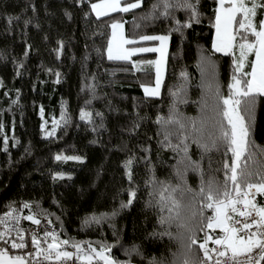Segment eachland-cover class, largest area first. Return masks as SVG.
Here are the masks:
<instances>
[{"label":"trees","instance_id":"trees-1","mask_svg":"<svg viewBox=\"0 0 264 264\" xmlns=\"http://www.w3.org/2000/svg\"><path fill=\"white\" fill-rule=\"evenodd\" d=\"M100 1L0 0V212L29 205L60 227L69 242L65 248L79 245L83 258L87 253L101 260L96 253L103 252L121 264H149L154 258L179 264V243L154 235L162 231L160 213L148 203L153 173L176 182L178 157L161 143L173 126L157 121L169 117L182 71L188 73V102L176 107L184 117L201 115L206 60L228 95L235 59L213 46L219 0H189L199 22L181 6L183 0H142L132 11L99 18L92 4ZM263 19L259 8L254 22ZM113 24H123L126 37L136 41L129 47L159 45L141 40L145 35L169 37L158 97L143 89L155 85L156 71L148 62L156 53L108 58ZM254 59L253 54L249 61ZM250 133L256 160L264 163V98L257 102ZM190 153L199 159L195 145ZM129 160L134 183L125 166ZM217 178L224 179L223 173ZM188 183L196 188L199 176L189 173ZM109 245L110 251L102 247Z\"/></svg>","mask_w":264,"mask_h":264},{"label":"snow or ice","instance_id":"snow-or-ice-1","mask_svg":"<svg viewBox=\"0 0 264 264\" xmlns=\"http://www.w3.org/2000/svg\"><path fill=\"white\" fill-rule=\"evenodd\" d=\"M121 0H103V3L92 4L97 16L107 15L111 11L128 12L138 8L142 0L126 3L120 7ZM229 6L224 7L226 0H219L220 9L216 16V30L218 42L214 45L217 52L235 55V70L232 83L229 85L228 95L221 91L216 79L215 65L211 61L205 62L202 69L206 81L202 84L205 89L201 98V115L199 117H184L179 113L176 104L187 103L188 73L182 71L183 84L179 91L171 93L175 100L167 119L160 117L158 123L173 126L163 133L161 143L168 147L178 157L174 165L176 182L159 180L155 174L149 184L152 186L149 206L156 207L160 213L159 223L162 231L154 233L158 237L167 236L180 245L182 259L179 264H261L264 261V206H258L256 196H264V163L256 160L255 142L250 138L253 127L254 111L260 98H264V20L257 25L254 22L257 10L264 8V0H228ZM190 9L198 21V13L189 0H183L181 5ZM240 14V19L237 15ZM179 23V22H177ZM187 26H190L188 24ZM236 31H233V28ZM121 24H113L112 28L119 29ZM179 30V29H177ZM114 38L117 33L114 31ZM144 41H159L160 47H137L126 49L125 44H134L135 40H127L120 34L115 50L109 47V59L127 60L135 53H155L161 55L159 61L148 63L156 66L155 87H145L148 96H159L162 85L161 72L163 67V44L167 35H145L140 37ZM255 55L249 61L250 54ZM250 65V71L245 67ZM243 113V114H242ZM245 117H247V122ZM82 119L85 115L81 116ZM175 141V142H174ZM195 145L200 156L194 160L190 150ZM261 151H264L262 149ZM219 153V159L215 154ZM57 159H80L79 157H57ZM205 160L207 165L205 167ZM132 161L126 163L129 181L134 183L131 171ZM189 173L199 176L200 183L193 188L188 183ZM223 173L224 179H218ZM62 178V177H61ZM132 199L136 198V190L130 189ZM128 205L122 203V207ZM29 207V205H25ZM11 215V214H9ZM26 219L32 220L28 216ZM39 223V220H35ZM0 223H4L0 220ZM208 229H220L222 234L212 235ZM203 233V236H201ZM0 234V240L4 239ZM55 240L53 233H46ZM21 239H23L21 237ZM212 241L218 248H209ZM7 242V241H6ZM32 242L39 248V242L33 236ZM64 245L69 242L62 241ZM24 243H11V248H24ZM73 247L78 249L79 245ZM92 252L95 249L88 245ZM110 251L112 246H102ZM200 250H203L201 256ZM43 254L44 260H49L53 254L57 260L72 259L73 253L59 251L55 243L49 244L47 250L35 255ZM6 255V250L0 252V259ZM85 258L91 257L85 253ZM104 264H121L114 261L103 252L96 253ZM9 264H27L21 256L11 258ZM36 264H41L39 260ZM130 264V261L127 262ZM149 264H164V259H152ZM167 264H177L168 260Z\"/></svg>","mask_w":264,"mask_h":264},{"label":"built area","instance_id":"built-area-1","mask_svg":"<svg viewBox=\"0 0 264 264\" xmlns=\"http://www.w3.org/2000/svg\"><path fill=\"white\" fill-rule=\"evenodd\" d=\"M262 197L264 196L257 195L255 198L256 203ZM28 216L33 217V219H26ZM0 220L4 221V223H0V234L6 233L4 239L0 240L2 252L6 250V252L12 253L15 257H25L28 261V264H36L37 260H39L41 264H104L99 259L93 257L91 259H87L79 255V258H77L78 250L72 247L65 248V245L62 243L64 239L62 237L60 227L53 223L48 217L37 214L30 208L25 207V204H20L19 206L0 212ZM35 220H39V223H35ZM208 230L210 232L209 235H211L212 229ZM46 233H53L56 239L54 240L53 237L46 236ZM33 236H35L39 242V248L33 244ZM21 237L23 239H21ZM13 241L16 243H24L25 247L13 249L11 248V243ZM52 243H55L58 246L59 251L66 250L73 253L72 259L57 260L55 254H53L49 260H44L43 254L40 256L35 255L38 252H42V250H47L49 244ZM218 247V245L212 243L209 248L211 249ZM202 255L203 253L201 256ZM208 264H212V262L209 261ZM261 264H264V261H262Z\"/></svg>","mask_w":264,"mask_h":264},{"label":"rangeland","instance_id":"rangeland-1","mask_svg":"<svg viewBox=\"0 0 264 264\" xmlns=\"http://www.w3.org/2000/svg\"><path fill=\"white\" fill-rule=\"evenodd\" d=\"M124 0H121V2H120V7H124L123 5H122V2H123ZM99 3H103V1H100V2H98V3H95V4H99ZM227 4H229V2H228V0H226V3H225V5H227ZM224 5V7H226ZM220 4H219V6H218V9H220ZM136 9V8H135ZM132 10H134V9H132ZM132 10H130V11H132ZM94 11V10H93ZM117 12H123V11H111V10H109V12H108V14L107 15H101V16H97V14H96V12L94 11V14L97 16V17H105V16H108V15H110V14H114V13H117ZM219 14V12L217 11V15ZM123 27L122 28H119V29H113L112 28V37H111V42H110V46L109 47H112L113 48V50H115V46H116V43H117V41H118V39H119V36H120V34H122L123 35V38L124 39H127V40H129L127 37H126V35H125V27H124V25L123 24H121ZM215 29H216V21H215ZM114 31L117 33V36H116V38H114V36H113V33H114ZM215 36H216V39H218V37H217V30H216V32H215ZM129 45L130 44H125V45H123V47L124 48H126V49H132V48H136V47H129ZM161 46V42H159V45L158 46H154V47H160ZM168 48H169V39L166 41V42H164V44H163V49H164V56H163V67H162V72H161V78H162V84H163V81H164V77H165V70H166V59H167V52H168ZM109 50V49H108ZM234 52H235V55H233L232 54V56L234 57V59L236 60V56L239 54V52H238V49H234ZM156 54H157V59L156 60H154V61H159L160 59H161V55H160V53H158V52H155ZM220 53H224V52H220ZM140 54H151V53H135L134 55H132L129 59H127V60H132L133 59V57H135V56H137V55H140ZM254 54V53H253ZM253 54H250L249 55V57H248V60H250V58H251V55H253ZM108 55H109V51H108ZM153 66H154V68H155V71H156V66H155V64H153ZM247 67V66H246ZM246 67H245V71H246ZM152 87H155V85L154 86H152ZM152 87H149V88H152ZM145 88V87H144ZM143 88V89H144ZM161 89H162V85H161ZM161 89H160V93H161ZM145 93V92H144ZM145 95H146V93H145ZM146 96H148V95H146ZM149 97H153V96H149ZM42 116H43V114H42ZM47 126H48V123L45 121V124H44V129L45 128H47ZM104 254V253H103ZM105 255V254H104ZM98 256V255H97ZM99 257V256H98ZM100 258V257H99ZM104 262V261H103Z\"/></svg>","mask_w":264,"mask_h":264},{"label":"crops","instance_id":"crops-1","mask_svg":"<svg viewBox=\"0 0 264 264\" xmlns=\"http://www.w3.org/2000/svg\"><path fill=\"white\" fill-rule=\"evenodd\" d=\"M226 7H228L229 6V4L228 5H225ZM264 20V19H263ZM233 31H234V28H233ZM216 32V31H215ZM218 42V39H216V36H214V44H213V46L216 44ZM214 49H215V47H214ZM220 53V52H219ZM222 54H225V53H222ZM155 97H158V96H155ZM257 205L258 206H264V197H262V198H260L259 199V201L257 202ZM213 231L216 233V234H222L221 233V230L220 229H215V230H212V232H211V235L213 234ZM211 243H212V241H210ZM15 256L12 254V253H10V252H6V255L3 257V259H0V264H9V261H10V259L11 258H14ZM24 259H25V261L27 262V264H28V261L26 260V258L25 257H23Z\"/></svg>","mask_w":264,"mask_h":264},{"label":"clouds","instance_id":"clouds-1","mask_svg":"<svg viewBox=\"0 0 264 264\" xmlns=\"http://www.w3.org/2000/svg\"><path fill=\"white\" fill-rule=\"evenodd\" d=\"M164 264H167V261L166 260H164Z\"/></svg>","mask_w":264,"mask_h":264},{"label":"bare ground","instance_id":"bare-ground-1","mask_svg":"<svg viewBox=\"0 0 264 264\" xmlns=\"http://www.w3.org/2000/svg\"><path fill=\"white\" fill-rule=\"evenodd\" d=\"M0 252H2L1 247H0ZM100 261H101V260H100Z\"/></svg>","mask_w":264,"mask_h":264},{"label":"water","instance_id":"water-1","mask_svg":"<svg viewBox=\"0 0 264 264\" xmlns=\"http://www.w3.org/2000/svg\"><path fill=\"white\" fill-rule=\"evenodd\" d=\"M58 250H59V248H58Z\"/></svg>","mask_w":264,"mask_h":264}]
</instances>
